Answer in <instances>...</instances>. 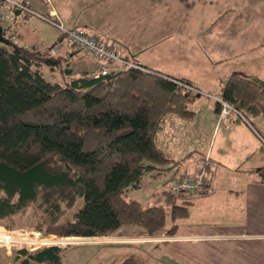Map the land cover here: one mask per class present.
Wrapping results in <instances>:
<instances>
[{"label": "trees", "instance_id": "obj_1", "mask_svg": "<svg viewBox=\"0 0 264 264\" xmlns=\"http://www.w3.org/2000/svg\"><path fill=\"white\" fill-rule=\"evenodd\" d=\"M16 12L29 13L15 9L13 16ZM36 15L51 26L58 22ZM59 33L58 43L35 51L13 44L1 27L0 224L6 230L23 227L60 238L112 236L124 225L146 235L161 233L166 224L163 208L142 207L123 194L128 187L137 188L143 173L156 165L177 166L165 158L154 139L167 113L185 120L192 117L187 107L191 91L185 86L195 88L194 84L131 60L137 67L103 76L87 70L75 75L59 53L62 49L49 53L62 41ZM46 70H56V79ZM217 98L231 107L229 115L236 113L246 122L249 115H264V81L240 71L226 78ZM213 103L218 114L221 105ZM164 195L167 203L172 202L173 196L167 191ZM184 202L190 203L170 206L171 220L186 216ZM175 229L173 224L165 232ZM55 239L33 241H65ZM67 246L17 250L12 261L58 264ZM113 264L145 263L126 255Z\"/></svg>", "mask_w": 264, "mask_h": 264}, {"label": "crops", "instance_id": "obj_2", "mask_svg": "<svg viewBox=\"0 0 264 264\" xmlns=\"http://www.w3.org/2000/svg\"><path fill=\"white\" fill-rule=\"evenodd\" d=\"M19 1L35 14L16 12L3 26L4 34L17 46L45 51L58 43L59 31L44 25L47 22L38 14L110 42L126 60L173 78L188 79L196 92L206 88L218 96L233 71L264 81V0ZM66 50L59 53L68 65L76 67L84 61L86 70L95 73L96 62L77 50ZM213 105H205L201 120H196L195 108L189 120L167 113L154 139L165 158L177 162L173 171L190 173L206 153L211 159L212 188L189 198L187 214L182 217L189 220L193 208L200 206L203 223L175 224L174 232H163L175 239L160 242L176 253L181 264H223L218 258L229 254L232 242L264 245V185L259 184L264 168V115H249L246 122L231 113L222 125ZM213 161L221 164L215 166ZM227 170L230 174L224 173ZM253 170L258 174L256 185L248 184L247 191L230 186L231 181L248 180ZM245 200L252 205L245 207ZM122 230L116 237H148L135 227ZM102 238L100 243L91 244L151 243L107 242ZM114 259L120 258L111 261Z\"/></svg>", "mask_w": 264, "mask_h": 264}, {"label": "rangeland", "instance_id": "obj_3", "mask_svg": "<svg viewBox=\"0 0 264 264\" xmlns=\"http://www.w3.org/2000/svg\"><path fill=\"white\" fill-rule=\"evenodd\" d=\"M98 11H96V14ZM44 25H47L52 30H56L53 26H51L48 23H44ZM70 67H73V73L75 75H79L83 72V70H86L88 68V65H86V62L83 61V63L79 64V66H74V63H71L69 65ZM46 74L51 79H56V70L55 71H47ZM58 82L61 81L57 80ZM206 89V88H205ZM201 90L199 89L198 92H190L189 95V101H188V107L190 109H196V117L201 120V118L206 114L204 112L205 105H212L214 101H216L217 94H215V91H208L207 90ZM209 96V97H208ZM216 96V97H215ZM212 97V98H211ZM258 130L257 128H255ZM213 164L215 166L220 165V161H216ZM230 165L229 163H227ZM225 168L227 165H225ZM168 165L160 166L156 165L155 169L145 171L142 175V179L140 181V184L137 188H126L123 194V197L125 199L137 201L141 204L142 207L147 206H160L163 208L164 212H166V219H165V226L163 231L167 230L169 227H171L172 224H180L184 223L185 225L188 223H199L200 225L203 223V217L201 215L200 206H196L193 208V216H189V220H186V218H176L174 220H171L169 215V210L171 205H180L183 201H190V199L186 198L183 200L181 197H173L172 202H166L164 191H166L167 185L169 183V180L171 179V175L173 173V167L168 168ZM244 172V171H243ZM180 173V172H178ZM224 173H228V170ZM250 177L248 180L242 178L238 181H231L230 186H234L238 188V186L242 187L244 191H247L248 184H255L257 182V173L255 170L249 171ZM248 173V174H249ZM79 200L76 205L68 211L67 214H70L72 210H75V208L78 205ZM245 207L251 206L252 204L245 200L244 202ZM186 207L188 206V203L184 204ZM188 211L191 212L190 209ZM192 213V212H191ZM190 221V222H188ZM126 227H134L132 225H124L120 227V230H117L113 233L112 236H103L105 241L107 242H133L135 240H144L148 241L149 237H142L140 235L136 236H125V237H116L117 234H119L122 229ZM163 231L159 234L164 235ZM9 236L12 240H9L8 244L5 242H2L0 240V264H13L12 256L15 254L14 252L21 249L26 250H32L33 248L38 246V242H34L33 238L49 236L48 234H41L36 233L33 230L25 229L23 227L12 229V230H6L3 225L0 224V237H3L4 235ZM143 234V233H142ZM155 234V235H159ZM52 235H50L51 237ZM56 237V236H53ZM39 238V239H42ZM95 238L93 240H89L88 238L83 237H67V240L64 241L62 244H50L51 246L57 245L60 248H64L68 245L67 249L64 250L62 253L58 264H113L111 261L114 257L115 258H122L126 257V255H132L134 258L144 261L145 264H181V262L178 260L176 253L168 251V247H166L163 243L156 244V243H148L147 245L144 244L137 246H119V245H108V244H91V243H100L102 240H96L99 239L98 237H90ZM25 239H30L31 241H26ZM65 239V238H60ZM17 240V241H16ZM20 240V241H19ZM66 240V239H65ZM232 246L230 248L229 254L225 257L219 256L218 259L223 260V264H260L261 260L264 258V245L262 243H258L254 241L251 245L247 246L248 244H245L243 242L241 243H230ZM46 246H50L48 244H45ZM168 251V252H167ZM147 255L149 257H147ZM139 256V258H138ZM118 260V259H116ZM259 261V263H258ZM41 264V263H40Z\"/></svg>", "mask_w": 264, "mask_h": 264}, {"label": "built area", "instance_id": "obj_4", "mask_svg": "<svg viewBox=\"0 0 264 264\" xmlns=\"http://www.w3.org/2000/svg\"><path fill=\"white\" fill-rule=\"evenodd\" d=\"M25 10L26 12L33 13L30 9L27 8L23 1L19 0H0V27H3L11 18L13 17L14 10ZM51 22V21H50ZM53 26L63 33L62 41L50 48L49 53L54 54L58 53L62 48H72L79 50L81 53H84L88 56L93 62L98 64L97 69L93 76L97 75H106L108 73H115L122 68L137 67L134 63L126 60L118 50L110 43H102L97 40L94 36L87 35L83 30H78L75 28L65 29L60 21L51 22ZM186 89L191 92H196L192 87L185 86ZM216 101L221 105V110L217 114L218 123L226 124L229 117V112L233 111L231 107L226 104L224 101L216 98ZM198 167L191 171L190 173L173 171L171 179L167 185L166 191L173 197H182L183 199L191 198L193 195H204L212 188V178L209 173V168L212 166L211 159L208 153L203 154L198 162ZM259 184L264 185V172L259 175ZM35 232V231H34ZM39 233V232H36ZM50 236V235H49ZM148 241L154 243L160 242H170L174 240V236L169 235H148ZM53 237V236H51ZM42 238V237H38ZM33 238V239H38ZM59 238L60 237H53ZM55 239V241H57ZM67 239V238H65ZM90 239V238H88ZM100 239V238H99ZM2 242L8 244L9 240H12L9 236L5 235L0 237ZM98 240V239H96ZM135 240V239H134ZM17 241V240H16ZM20 241V240H19ZM54 241V242H55ZM59 241V240H58ZM32 242V241H31ZM38 242V241H34ZM37 247H44L43 242H38ZM50 245V244H48ZM51 246V245H50ZM53 246V245H52ZM55 246V245H54ZM35 247V248H37Z\"/></svg>", "mask_w": 264, "mask_h": 264}, {"label": "water", "instance_id": "obj_5", "mask_svg": "<svg viewBox=\"0 0 264 264\" xmlns=\"http://www.w3.org/2000/svg\"><path fill=\"white\" fill-rule=\"evenodd\" d=\"M0 31H1V27H0ZM3 40V38H2V34H0V42ZM103 239V238H102ZM102 239H98V240H102ZM104 239H106V238H104ZM68 241L69 240H72V239H67ZM67 240H65V241H67Z\"/></svg>", "mask_w": 264, "mask_h": 264}]
</instances>
